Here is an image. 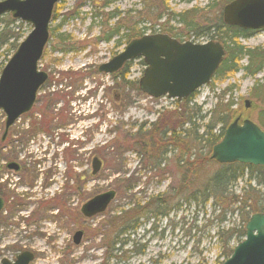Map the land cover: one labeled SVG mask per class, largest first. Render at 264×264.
<instances>
[{
    "label": "rangeland",
    "instance_id": "obj_1",
    "mask_svg": "<svg viewBox=\"0 0 264 264\" xmlns=\"http://www.w3.org/2000/svg\"><path fill=\"white\" fill-rule=\"evenodd\" d=\"M230 1L61 0L53 11L50 39L39 62L48 79L32 110L17 120L4 141L0 112V263H13L23 252L33 255L30 264H222L229 258L238 243L234 236L228 239L229 234L215 242L216 232L233 229L236 235L242 226L239 215L227 214L222 221L212 208L181 205L167 218H155L147 209L135 231L124 236H118L117 221L110 226L122 210L146 206L157 195L175 189L182 170L174 160L182 156L177 150L157 158L164 147H154L152 141L165 127L162 114L172 113L176 106L172 100L152 99L139 90L145 69L142 59L117 72L129 85L119 76L112 81L97 74L96 68L120 54L127 39L142 35L166 33L181 42L208 41L210 36L195 34L218 24ZM15 25L23 38L30 32L25 24ZM115 30L118 33L106 42ZM238 42L244 48L264 49V31ZM6 49L0 47V71L14 52ZM245 64L243 59L238 63ZM263 77L264 72L252 79L238 72L223 82L212 80L195 92L189 106L207 120L222 91L233 86L221 104L233 99L235 114L243 113V103L248 101L243 117L258 124L264 100L255 96L264 90ZM222 110L219 106L213 113L214 121L225 115ZM193 121L202 125L199 119ZM94 157L102 166L92 176ZM4 159L19 161L23 171H2ZM213 172L215 168L209 173ZM244 182L245 178L236 182V194ZM260 190L264 191V184ZM109 191L115 197L104 213L90 219L81 215L84 203ZM77 231L83 235L74 245ZM121 240L129 242L118 252Z\"/></svg>",
    "mask_w": 264,
    "mask_h": 264
},
{
    "label": "water",
    "instance_id": "obj_2",
    "mask_svg": "<svg viewBox=\"0 0 264 264\" xmlns=\"http://www.w3.org/2000/svg\"><path fill=\"white\" fill-rule=\"evenodd\" d=\"M61 0H3L0 1V17H10L29 25L31 31L16 47L0 71V112L4 115L5 138L8 130L36 102L38 92L48 76L39 70V62L49 41V24L54 6ZM222 21L226 26L242 30H264V0H233L222 9ZM223 46L214 41L205 44L180 43L167 35L154 34L131 40L123 51L98 67L103 75L118 72L125 63L141 58L145 69L138 80L139 90L149 98L166 97L180 102L199 88L209 84L224 58ZM249 107L248 101L244 102ZM236 118L229 124L222 139L212 147L209 159L220 165L240 164L264 168V131L251 120L239 124ZM96 157L91 160V175L101 169ZM14 170L17 167L9 165ZM113 191L97 195L80 208L81 215L90 219L104 213L114 200ZM3 200L0 198V212ZM82 232L72 237L79 245ZM34 257L23 252L13 263L30 264ZM222 264H264V213L250 216L245 225V237Z\"/></svg>",
    "mask_w": 264,
    "mask_h": 264
},
{
    "label": "trees",
    "instance_id": "obj_3",
    "mask_svg": "<svg viewBox=\"0 0 264 264\" xmlns=\"http://www.w3.org/2000/svg\"><path fill=\"white\" fill-rule=\"evenodd\" d=\"M0 23H3L0 28V47L5 46L7 52L14 51L23 38V33L13 28V25L17 22L11 20L8 15L0 18ZM117 33L118 31L115 30L105 41H110L111 37ZM250 33L237 27L225 26L220 21L218 24L206 27L200 33L195 34L197 36H210V40L220 42L224 47L225 55L212 78L213 81L223 82L227 77L238 72L242 73L243 78L252 79L264 72V49L260 47L244 48L238 42L247 38ZM127 42H129L128 39ZM242 59L245 60L246 64L239 66L238 63ZM127 65L122 71L127 68ZM113 76L114 79L118 76L121 77L122 82L126 85L130 84V82L125 81L122 74L121 76L119 74ZM255 83L257 85L259 81L256 80ZM261 86L264 87V77ZM232 87H226L222 91L219 102L209 112L207 120H205L206 116L198 117L199 113L189 106L195 94L181 102L173 101L176 110L172 113L162 114V118H164L162 122L165 127L160 131L159 138L153 137L152 145L154 147L158 145L164 147V153L159 155L158 159L167 155V151H180L182 157L174 160L176 167L182 170L180 182L175 189L171 188L167 194L157 195L146 206L139 207V204L138 206L135 205L133 209L126 212L122 210L117 217L112 218L111 227L115 226V221L119 223L118 236H124L128 231H135L137 220L147 209H150V214L155 218H167L171 211L177 210L181 205H188L199 209L212 208L213 212H217L221 216L222 221L227 214L239 215L242 226L236 235L232 233L233 229L224 230L221 228L217 230V238L215 237V242H220L219 237L221 235L229 234L228 239L234 236L238 243L245 236L244 226L249 217L256 213H264V191L260 190V187L264 184L263 167L244 166L236 163L219 165L209 160L211 149L221 140L224 128L229 123V115L235 106L233 99L230 98L224 104H221L223 97L232 90ZM256 89L258 90V85ZM260 94L263 95L260 96ZM260 94L255 97L264 100V90ZM219 106H223L222 111L225 115L214 121L215 115L213 113H216ZM258 117V124L264 129V110L258 113ZM194 119H199L202 125H196ZM216 127L220 128L216 131ZM200 128L202 130L198 134ZM199 144L201 147H199ZM211 168H215V172L210 174ZM244 178V186L236 194L233 187L236 182ZM128 242V240L119 241L117 243L120 247L118 252H122V248ZM114 244L112 245L114 246ZM231 253L232 249L229 256Z\"/></svg>",
    "mask_w": 264,
    "mask_h": 264
},
{
    "label": "flooded vegetation",
    "instance_id": "obj_4",
    "mask_svg": "<svg viewBox=\"0 0 264 264\" xmlns=\"http://www.w3.org/2000/svg\"><path fill=\"white\" fill-rule=\"evenodd\" d=\"M177 17H179V16H177ZM175 39H176V37H174ZM96 70H97V74H99V72H98V67L96 68ZM100 75V74H99ZM107 77H109V78H111V80L113 81V75H111V76H107ZM112 93H113V96L115 95V93L116 92H114V90L112 91ZM244 109H242V112L243 113H238L237 114V118L240 120V122L242 121V120H244V119H247V118H245V117H243V114L245 115V111H243ZM12 128V127H11ZM10 128V129H11ZM9 129V130H10ZM9 130H8V132H9ZM3 132H4V128H3ZM8 132H7V134H8ZM7 134H6V136H5V138L4 139H2L1 138V140L2 141H4V140H6L7 139ZM1 165V164H0ZM9 165H14V166H16L17 167V170H14L12 167H8ZM1 170L3 171V170H7V172H13L14 174H17V173H20V172H22L23 171V167L21 166V163H19V161H17V160H15V161H11V162H9V163H6V159H4V161L2 162V167H1Z\"/></svg>",
    "mask_w": 264,
    "mask_h": 264
},
{
    "label": "bare ground",
    "instance_id": "obj_5",
    "mask_svg": "<svg viewBox=\"0 0 264 264\" xmlns=\"http://www.w3.org/2000/svg\"><path fill=\"white\" fill-rule=\"evenodd\" d=\"M43 264H45V263H43Z\"/></svg>",
    "mask_w": 264,
    "mask_h": 264
}]
</instances>
